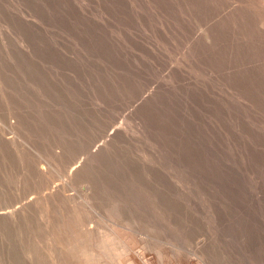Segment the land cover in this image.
I'll return each mask as SVG.
<instances>
[{"label":"rangeland","instance_id":"rangeland-1","mask_svg":"<svg viewBox=\"0 0 264 264\" xmlns=\"http://www.w3.org/2000/svg\"><path fill=\"white\" fill-rule=\"evenodd\" d=\"M0 264H264V0H0Z\"/></svg>","mask_w":264,"mask_h":264}]
</instances>
